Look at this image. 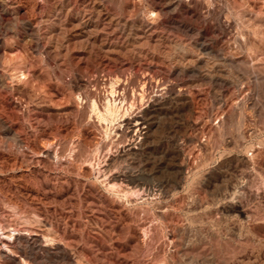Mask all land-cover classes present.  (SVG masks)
<instances>
[{"label": "rangeland", "instance_id": "obj_1", "mask_svg": "<svg viewBox=\"0 0 264 264\" xmlns=\"http://www.w3.org/2000/svg\"><path fill=\"white\" fill-rule=\"evenodd\" d=\"M7 1L6 7L0 2V73L9 87L0 82V117L21 127L30 147L20 150L0 129V158L6 156L0 224L12 215L11 228L39 230L52 253H44L47 264L61 262L64 245L74 264H264V84L259 91L254 82L256 74L264 78V0H183L171 11L162 0H122L117 8L110 0H77L87 9L86 19L93 12L87 24L71 12L73 4L56 9V0ZM220 4L218 15L210 12ZM10 6L41 31L49 26L59 52L45 56L52 41H24L20 23L13 34L7 27L13 21ZM124 20L153 27L122 34L109 26ZM172 20L196 26L233 68L254 65L262 73L223 85L222 103L214 102L211 84L185 92L153 90L136 103V111L152 112L145 138L121 135L131 112L97 123L90 92L108 93L111 79L126 82L133 73H169L168 58L155 48L158 34L172 31ZM240 32L253 36L256 45L238 46L234 38ZM170 77L168 85L190 79ZM65 143L71 149L62 156L44 151ZM80 149L97 162L76 161ZM85 161L93 165L90 174L83 171ZM5 242L0 239V245Z\"/></svg>", "mask_w": 264, "mask_h": 264}, {"label": "bare ground", "instance_id": "obj_2", "mask_svg": "<svg viewBox=\"0 0 264 264\" xmlns=\"http://www.w3.org/2000/svg\"><path fill=\"white\" fill-rule=\"evenodd\" d=\"M110 1L114 5V7H116V8L119 7L121 5V2H122V0H110ZM219 1L220 0H218V2L215 4L221 3ZM0 2H2V4L5 7L10 4L9 1H7V0H0ZM31 2L33 3V1H31ZM162 2H163V6L166 8V10L171 11V10H174L177 7H179L183 3V0H162ZM55 4H57L56 9H58V7L62 8L63 6H67V5L70 6L73 4V6L71 7V12H73V14H75V15H80V18H81L80 20L84 24H87L88 22H90V20L92 18L93 12H91V16L90 17L88 16V18L86 19V16L84 15V13H86L87 9H85V8H84V10L81 9L78 5L77 0H75L73 3L72 2L69 3V1L67 3V0H56ZM216 6L217 7L210 12L218 15L219 12L223 9L221 7V4L216 5ZM10 7L12 8L11 13L13 15V21L7 27L13 32V34H15V35L17 34L16 26L18 23H20L24 32H25L24 41L31 42V41L35 40L39 45H43V43H46V40H48V43L49 42L51 43V41H52V43H54L53 46L43 50V51H45V56L50 57V56L57 54L59 52V51H57V48L59 47V43H57V41H55V40H52L53 34L51 35L52 30L49 26L46 27V29L44 31H41V28L39 29V28L35 27L36 24L34 25L31 22L32 20L31 21L28 19H27V21L20 20V18L18 16V11L15 9V7H13V6H10ZM31 18L33 19V17H31ZM36 22H38V21H36ZM44 23H45V20H44ZM236 25H238L237 22H236ZM109 26H111V28L115 27L118 31L120 30L122 34H123V31L124 32L125 31H135V27H137V26H140V28H144V27H148V26H149V28L153 27L151 22L147 23L146 25L144 23H139V25H138L136 22H133V21L128 22L127 20H124L123 23L121 21H118L115 23L111 22L109 24ZM167 26H168V24H167ZM38 27H39V25H38ZM194 27H196V26H194ZM194 27H192L191 25L185 24V22L182 23V22H179L177 20H172L171 21V28L169 27L172 31L171 32L161 31L158 34V46H156L155 50L158 49L159 52L164 53L166 55V57L168 58V61H169V73H161L165 76V78L164 77L155 78L154 74H156V73H145L146 75L144 73L143 74L133 73V76L131 78H127L126 82H120L122 80L120 77L117 80L111 79L110 83H109L110 88L108 90V93H101L97 90L90 92L89 96H90V99L92 100V112H95L97 115V118L95 121H97V123L103 125L104 121L106 122L108 120H115L120 115L121 116L124 115V117H125L128 113L131 112L132 116L125 118L123 120L124 125H125V130L123 129L122 132H120V131L119 132L121 133L122 136H125V138L127 136H129V137L131 136V138H132L133 135L134 136L137 135V137L144 136V138H145L149 134L150 125L152 122L151 121L152 112L148 111V110L136 111V109H138L136 106V103L139 102V100H141V99L143 100L144 98H146L150 92H153V90L157 89V91H158V90H162L163 88L168 87L169 89H171V91L176 90L179 92H185L191 86L194 87V86H201L204 84L205 85L211 84L214 86V98H213L214 102L222 103V87H223V85H225V84H227V85L228 84H237L238 85L245 78V75H247L248 73H252V74L253 73H262V72L258 71L254 65L253 66H247L243 69L238 68V67H237V69L233 68V64H232L233 61L229 62V59L226 58L225 56H223L221 54L220 50H219L220 52L214 51L211 48V46H209L208 43L204 39H202L203 38L202 32L200 30H197ZM180 33H183L187 38L183 37ZM240 33H241V35H238L234 38V40L238 44V46L245 47V46H248L250 44H254L253 46L256 45V42L250 40L251 38H253V36L250 38L249 33H247V32H240ZM121 36L122 35L117 34L115 38L119 39ZM254 39H256V38H254ZM258 39H256V41ZM262 50H264V48H262ZM143 52H144V50H143ZM150 54H151L150 50L147 51V57L149 59L151 58ZM202 54H207L208 57L207 58L201 57ZM150 62H152V61H150ZM251 62H252V64H254L253 61H251ZM146 67L149 70L153 69L151 63L147 64ZM259 68H260V66H259ZM66 71H67L66 69H63V72H66ZM62 74H67V73H62ZM183 74L189 75L190 79L188 81H179V82L177 81L175 83H171L170 85H168V82H169L168 78L171 75L180 76ZM122 75L124 77L126 75V73H122ZM254 77H255L254 82H256L257 89H259V91H260L263 87V84H264V78L262 76H260L259 74H256ZM174 81H176V80H173V82ZM0 82L4 87H9V85L6 83V75L3 73H0ZM99 84H100V79H96L95 85H99ZM244 85L246 86V83ZM257 101H259V99ZM224 103H226V102H224ZM251 103H254V101ZM256 104L259 108H261V107L263 108V105L260 102H256L255 105ZM84 111H85V109H84ZM85 112H87V111H85ZM20 128L17 129L11 122H8L7 120L0 117V129L3 131L6 139L7 140L11 139L12 141L10 140L9 142H13V144L16 145L18 148H20V150H21V148L22 149L23 148H29L30 143L26 139V137L24 138L22 136ZM43 135H44V133H43ZM49 135L51 136V134H49ZM119 135L117 134L118 137H119ZM52 136H53V134H52ZM48 138H49V136H48ZM56 139H58V137ZM92 139H93L92 142H94V144L97 145V139H94V138H92ZM142 139H143V137H142ZM121 140H120V142H121ZM43 141L45 143L47 142L45 140H43ZM51 141L53 142V140H51V138H50V142L49 141L48 142L52 143ZM133 141H135V140H133ZM69 142H70V144H74L73 143L74 141L73 142L69 141ZM70 144L65 143L61 147V149H54L55 146L53 147V146H50L53 144H49V147H48V145L45 146L44 151L47 152L48 155H52L54 153L55 155L60 156L61 154L63 155V153L66 151L67 147L70 148L69 147ZM114 144H115V142H114ZM118 144H119V142H118ZM41 146L43 147V145H41ZM76 146H80L79 143ZM76 146H75V148H76ZM81 146H83V144ZM33 147H34V145H33ZM72 147H73V145H72ZM20 150L18 152H20ZM31 150H32V148H31ZM80 150L81 151L77 150L76 153L73 152V153H75V160L76 161H80V160L83 161V157L87 158L86 161H92L94 156H93V158H91L90 152L88 153L85 150H82V149H80ZM35 151H32V152H35ZM87 151H89V150H87ZM26 153H27V151H26ZM42 153H44V152H42ZM102 154H104V152H102ZM3 155L0 158V171L2 168H4L3 164L6 161V156H3ZM96 155H95V157H96ZM98 156H99V154H98ZM19 157L17 156V158H19ZM21 158H23V157H21ZM86 158H84V160ZM18 161H19V159H18ZM82 161L80 163H82ZM86 161H85V163H87ZM93 161H96V160L93 159ZM10 162H11V160H10ZM96 162H94V164ZM76 163H77L76 165L79 164L78 162H76ZM85 163H84V165H85ZM89 163L90 162H88L87 165ZM11 166L13 168H15L17 166V160L16 159H14L12 161ZM91 166L93 168V165H91V164L84 167L83 171L85 170V172H89V174H90V172L92 170ZM79 167H80V165H79ZM13 168L11 170H13ZM103 169H102V172H103ZM18 170H19V168H18ZM25 170H26V168H25ZM6 171H7V169H6ZM108 172H109V168H108ZM103 176H104V174H103ZM108 184H109V182H108ZM146 184H147L146 182L140 183L141 187L145 186ZM122 190H124V189H122ZM121 212H122V210H121ZM1 216H4V214ZM9 216H12V215H9ZM9 216H8L9 220H5V221L3 220L2 222H4V223L2 225L0 224L1 225L0 226V239H3L6 241L3 244V246L0 245V258L7 259L11 264H47L45 261L46 256L44 255V253L47 252L48 254H51V255H52V253L49 249L45 248V245H48V244H43L44 242L42 243V241H43L42 239H44V238L41 239V236H40L41 233L40 234L38 233L39 230H38V232H34V230H33V233L30 230L31 232L28 231V232H30V233H28V232H25L28 229L27 230L24 229L25 231H23V230L21 231V229L16 230V229H18L17 227H16V229H15V227L11 228V226H12L11 219L12 218L10 219ZM1 218H3V217H1ZM127 220H128V218H127ZM15 221H13V223ZM20 226H22V225H20ZM9 228L11 230H14V232L12 231V234L8 233L10 231ZM22 228H24V227H22ZM137 229H139V228H137ZM142 231L143 230H140V231H137V233H136L138 240L141 242L144 240V236H145L144 235L145 232H142ZM40 232H41V230H40ZM46 240H48V238ZM48 242H49V240H48ZM53 243H55V242H53ZM49 245H51V244H49ZM12 247L13 248L15 247V248L13 249ZM50 247H52V246H50ZM63 247L66 248L65 245ZM64 248H60L61 251H60L59 255L61 257V262H58V263L59 264H74L72 262V259L69 255V253ZM70 248H71V246H70ZM0 264H2V262H0Z\"/></svg>", "mask_w": 264, "mask_h": 264}]
</instances>
